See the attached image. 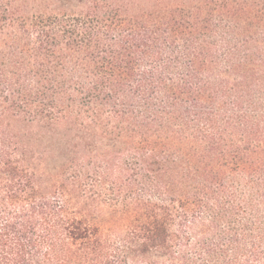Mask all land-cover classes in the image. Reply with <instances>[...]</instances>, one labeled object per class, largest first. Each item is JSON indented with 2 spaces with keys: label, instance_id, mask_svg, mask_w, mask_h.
<instances>
[{
  "label": "trees",
  "instance_id": "trees-1",
  "mask_svg": "<svg viewBox=\"0 0 264 264\" xmlns=\"http://www.w3.org/2000/svg\"><path fill=\"white\" fill-rule=\"evenodd\" d=\"M0 264H264V0H0Z\"/></svg>",
  "mask_w": 264,
  "mask_h": 264
},
{
  "label": "rangeland",
  "instance_id": "rangeland-1",
  "mask_svg": "<svg viewBox=\"0 0 264 264\" xmlns=\"http://www.w3.org/2000/svg\"><path fill=\"white\" fill-rule=\"evenodd\" d=\"M47 1H51V0H47Z\"/></svg>",
  "mask_w": 264,
  "mask_h": 264
}]
</instances>
